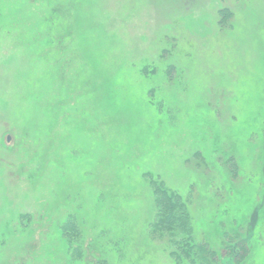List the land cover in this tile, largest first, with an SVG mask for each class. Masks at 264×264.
<instances>
[{
    "label": "rangeland",
    "instance_id": "rangeland-1",
    "mask_svg": "<svg viewBox=\"0 0 264 264\" xmlns=\"http://www.w3.org/2000/svg\"><path fill=\"white\" fill-rule=\"evenodd\" d=\"M40 3L0 0V264H175L149 173L264 264V0H70L59 44Z\"/></svg>",
    "mask_w": 264,
    "mask_h": 264
},
{
    "label": "trees",
    "instance_id": "trees-1",
    "mask_svg": "<svg viewBox=\"0 0 264 264\" xmlns=\"http://www.w3.org/2000/svg\"><path fill=\"white\" fill-rule=\"evenodd\" d=\"M40 1L41 5L36 7H39L43 14L41 21L45 26L41 36L45 42L53 41L52 43L58 42L57 44H59L61 40L72 39L73 41L79 32H75L72 25L68 24L72 27L66 25V21L69 19L66 17L68 13L65 12L70 0ZM31 8H33L32 5L28 8L25 7L20 15L23 14L26 18L29 12L31 17H35L32 13L34 10ZM1 16L0 19L3 18ZM145 177L152 187L157 213L156 222L151 225L150 229L151 238L166 240L172 250L170 255L175 264H219L217 253L211 250L210 244L197 241L193 219L187 203L182 200L180 194L169 189L164 182L155 179L151 173L146 174ZM240 245L244 247L242 243ZM244 258L245 256L240 257L241 260Z\"/></svg>",
    "mask_w": 264,
    "mask_h": 264
}]
</instances>
